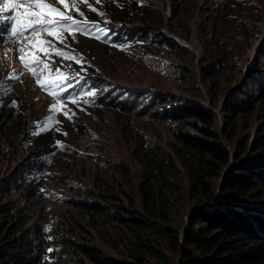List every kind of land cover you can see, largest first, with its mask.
<instances>
[{
	"label": "rangeland",
	"instance_id": "374dc122",
	"mask_svg": "<svg viewBox=\"0 0 264 264\" xmlns=\"http://www.w3.org/2000/svg\"><path fill=\"white\" fill-rule=\"evenodd\" d=\"M46 2L78 22L86 21L92 32L64 31L60 33L64 43L39 34L76 59L54 52L44 56L28 43L32 37L17 42L16 35L8 41L0 35V202L22 207V214L31 218L28 230L40 228L46 246L44 264H55L59 258L61 238L97 247L105 256L129 260L140 237L161 252L168 264H178V252L168 243L170 237L160 234V228L169 227L179 237L197 207L191 195V174L182 162L185 158L176 155L180 130L194 131L162 117L161 109L199 99L190 93L203 96L210 107L209 87L215 100L212 109L218 137H230L229 144L237 146L242 159L264 154V149L250 147L264 127V89L259 92L261 85L254 88L260 84L261 74L264 78V0H137L154 23L133 20L122 25L111 15H107L111 21L108 17L101 21L109 10L96 9L93 0L88 4L96 9V24L84 16L92 10L79 0L83 16L71 7L72 0H65L68 9L57 0ZM26 7L14 12L19 24ZM121 26L150 31H138L131 43H114L115 34L109 30ZM152 31L187 46L194 56L174 53ZM212 36L216 40L221 36L230 50L220 59L223 67L213 66L210 79L201 82L202 70L209 71L206 68L215 62L214 57H207ZM21 46H25L24 58L39 56L49 63L52 72L43 71L41 83L59 85L52 89L55 96L21 65ZM32 70L40 73L42 68ZM13 75L19 79H9ZM89 78L90 83L85 81ZM232 93L249 101L237 113L226 107ZM163 94L174 95L175 101L160 102ZM73 97L76 103H72ZM57 99L63 103L50 111ZM49 116L54 120L46 125ZM45 126L48 130L41 131ZM144 154L158 155L168 160L167 165L164 162L160 173L152 171L147 165L150 156ZM236 164L231 162L225 170ZM143 190L157 195L168 222L142 228L120 225L112 217L117 214L114 211H141ZM81 202L100 203L109 209L108 215L87 214ZM75 250L68 255L73 260L69 264H80L79 259L86 262Z\"/></svg>",
	"mask_w": 264,
	"mask_h": 264
},
{
	"label": "trees",
	"instance_id": "16d2710c",
	"mask_svg": "<svg viewBox=\"0 0 264 264\" xmlns=\"http://www.w3.org/2000/svg\"><path fill=\"white\" fill-rule=\"evenodd\" d=\"M93 1L96 9L104 11L106 7L109 10L110 14L104 13L101 19L103 22L111 15L113 19L121 20L120 25L133 20L154 23L150 16L140 10L137 0H100V3ZM140 14L142 15L138 16ZM84 16L97 20L95 11L89 10ZM111 17H108L109 21ZM138 31L146 33L150 30H137L136 27L128 29L123 26L109 30L115 34L114 43L120 44L124 41L131 43ZM214 31L216 32L215 29ZM152 33L160 36L174 53L178 55L191 53L194 56L187 46L165 37L160 31ZM176 36L187 39V36L180 32ZM220 38L221 36L216 40L211 37L213 41H210V47L207 48L209 50L207 57H214L215 62H211L206 68L209 71L205 72V68L202 70L201 82L210 79L213 66L222 68L220 59L229 54L230 49H226L228 43L224 46L225 41ZM204 55L206 53L200 60L204 59ZM262 78L263 74L259 78L260 84H253L254 88L261 85L258 88L259 92L264 89ZM195 87L202 95L198 86ZM206 93L209 96L208 101H211L210 107L205 104L203 96L190 93L189 95L197 96L199 99L161 109L162 117L185 124L194 131L190 133L180 130L178 139L181 146L176 149V155L182 157V160L185 158L182 162L191 174L193 186L191 195L197 207L191 211L188 224L179 237L178 232L172 233L169 227L160 228V234L170 237L168 243L178 252V264H264V154L259 153L242 159L237 146L232 147L229 144L230 137H218L214 129L216 114L212 109L214 96L210 93L209 87ZM162 96L160 102L175 101L174 95ZM228 98L230 99L226 107L231 113L242 111L243 106L249 102L247 97L246 99L240 97L238 93H232ZM156 100V97L153 98V102ZM250 147L253 151L264 149V127L253 138ZM167 161L155 155L147 159V165L152 171L160 173L165 167L164 162L167 165ZM231 162L238 163L225 170ZM215 180L218 181L215 183ZM10 192L7 188L5 193ZM140 195L141 211L125 212L117 208L114 211L117 214L112 217L116 218L120 225L131 228L154 225L157 221L168 222L166 211L153 191L143 190ZM80 204L87 214L108 215L109 209L100 203ZM22 212H24L22 207L0 202V264H44L46 246L40 237L42 232L40 228L28 230L26 226L31 218ZM139 239L129 260H124L105 256L97 247L61 238L58 240L61 245L59 258L55 264H69L73 261L68 255L74 248L86 260L83 262L79 259L80 264H153L150 262L153 260L160 264H168L165 256L153 245L141 240V237Z\"/></svg>",
	"mask_w": 264,
	"mask_h": 264
},
{
	"label": "snow or ice",
	"instance_id": "6c2138e0",
	"mask_svg": "<svg viewBox=\"0 0 264 264\" xmlns=\"http://www.w3.org/2000/svg\"><path fill=\"white\" fill-rule=\"evenodd\" d=\"M4 0H0V3H3ZM58 3L62 4L65 9L69 8V4L65 0H57ZM79 2L85 3L92 11H96L95 8H92L91 4H88V0H79ZM96 3H100V0H96ZM27 6L24 8L23 23L19 24L17 29V21L14 16L3 15L4 13L9 12L10 9H15L17 7ZM72 8H74L80 16H83V13L79 11L77 0H72ZM11 21V24L5 23ZM0 29H4L11 34L16 35L17 42L20 40H28V37H32L31 40H28V43H31L33 47H36L40 53H43L44 56H50L51 52H54L57 56L64 57L65 59H76L72 57L70 53L58 49L51 41H47L40 38L39 34H46L49 36H54L61 43H64L63 37L60 33L68 31L70 33L81 32L82 34H91L92 29L87 26L86 21L78 22L72 15L67 14L65 11L58 9L46 2V0H9L7 4H4L3 7H0ZM98 38V37H97ZM20 53V61L25 68H28L31 71L32 75L37 78L38 85L49 91L50 94L56 95L52 89L59 85L45 84L41 83L43 79V71L52 72V69L45 60L39 58V56H34L31 60H25L24 52L25 46H21L18 49ZM34 67H41L42 70L40 73L33 71ZM57 80L60 79L59 69L56 70ZM9 79H19L17 76L13 75ZM64 80H67L68 77H63ZM88 95H94L93 92H89ZM63 102L60 99H57V104H53L50 108V111L57 110V105L62 104ZM72 103H76L75 97L72 98ZM66 116L67 112L64 113ZM70 118V117H69ZM54 120L53 116L46 118V125H50ZM48 127H42L41 131H47ZM39 134V133H34Z\"/></svg>",
	"mask_w": 264,
	"mask_h": 264
}]
</instances>
